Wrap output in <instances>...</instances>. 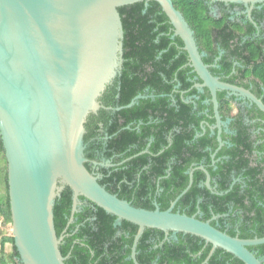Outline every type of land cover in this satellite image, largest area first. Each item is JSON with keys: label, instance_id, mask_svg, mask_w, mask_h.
<instances>
[{"label": "trees", "instance_id": "1", "mask_svg": "<svg viewBox=\"0 0 264 264\" xmlns=\"http://www.w3.org/2000/svg\"><path fill=\"white\" fill-rule=\"evenodd\" d=\"M173 2L187 19L201 49L213 51V43L220 41L229 51L243 53L244 50L232 41L239 36L236 26L227 20L226 15H214L209 0ZM217 4L220 6L225 2L218 1ZM119 12L124 29V62L121 73L108 87L102 101L107 106L120 107L139 94L146 97L130 108L101 109L99 115L92 113L86 123L88 133L84 140L88 141L99 128L97 123L94 127V118H100L107 139L97 147L104 151L106 158L120 155L115 161H121L141 154L121 165L102 167V178L98 181L111 193L135 206L154 210V202H157L161 210H167L189 185V170L204 164L212 179L216 180L212 185L216 183L217 190L223 194L201 185L206 180V173L196 169L191 188L178 201L174 211L188 215L200 211L198 217L205 221L219 215L212 224L232 236L264 237V131L256 136L260 140L256 143L242 112L236 114L225 93L218 92L219 112L223 120L235 117L230 127L235 133H222L223 139L229 138L231 145H224L213 159L212 154L218 149L219 142L217 130L212 134L209 127L215 122L213 104L204 103L210 93H200L194 88L182 95L181 91L192 85L185 74V69L190 67H183L188 61V53L181 51L184 42L175 35L169 17L155 0L124 5L119 7ZM249 51L257 54L253 57L255 59L263 49L254 47ZM175 77L183 85L176 93L172 92L174 87L170 82ZM171 93L177 98L176 105L171 101ZM256 94L264 101V92ZM192 95L196 97L188 101ZM249 112L252 113L250 117L264 118L260 109L252 108ZM203 121L209 124L204 125ZM94 149L89 157L94 156ZM2 162L5 170L1 167V172L4 171L8 189L7 161L0 135L1 165ZM85 166L90 171L89 164L85 163ZM233 175L242 181L234 182ZM84 200L88 202L87 206L79 207L74 215L75 221L71 223V188L64 186L55 201V226L58 236H64L60 249L66 257V264H134L131 254L138 226L127 220L119 224L115 215L81 196L80 201ZM227 214L229 216L225 217ZM0 217L4 224L12 223L8 192L0 194ZM226 219L231 227L217 225ZM238 221L239 230L233 225ZM165 237V232L160 229L146 228L137 246L138 262L202 264L212 249V244L196 235L179 232L177 240H165ZM0 244V264H23L13 234L3 235ZM7 244L12 245L10 253H6ZM249 248L258 249L259 257L264 254V244ZM207 264L245 263L232 253L217 248Z\"/></svg>", "mask_w": 264, "mask_h": 264}, {"label": "water", "instance_id": "2", "mask_svg": "<svg viewBox=\"0 0 264 264\" xmlns=\"http://www.w3.org/2000/svg\"><path fill=\"white\" fill-rule=\"evenodd\" d=\"M143 0H0V135L7 161L8 191L15 245L23 264H66L54 220V206L64 186L72 190L70 222L83 196L117 217L138 226L132 247L146 228L165 232V240L183 232L201 237L212 249L232 253L245 264H264L249 247L264 244V237L232 236L197 215L174 211L192 186L195 169L211 176L203 165L190 169L189 185L170 208L138 207L111 193L85 163L86 123L100 109L130 108L103 103L108 87L121 73L124 62V29L119 7ZM150 1V0H145ZM184 42L191 66L210 88L217 128L222 121L218 90L250 99L264 112V102L251 91L224 83L213 76L203 61L194 31L173 0H155ZM245 5L264 0H209ZM221 132V130H219ZM219 141L223 145L221 135ZM215 157V155H214Z\"/></svg>", "mask_w": 264, "mask_h": 264}, {"label": "flooded vegetation", "instance_id": "3", "mask_svg": "<svg viewBox=\"0 0 264 264\" xmlns=\"http://www.w3.org/2000/svg\"><path fill=\"white\" fill-rule=\"evenodd\" d=\"M209 7H210L211 12L214 15H216L218 17H223L224 15H226L227 20L231 21V24L236 26V28H237L236 32L239 34V36H236L232 41H233V43H237L244 50L242 54H236L235 52L229 51L220 41H215L213 43V45H212L213 51H210L209 49L206 50V48L201 49V47L198 45L200 52L203 53V61L208 66L210 72L213 74V76L218 78L219 81L247 89V90L251 91L252 93H254L256 96H257L256 93L264 92V79H263V77H264V67H263V65H264V4H255L252 6V5H245V4L225 3V4L219 6V4H217V2H212V3H209ZM248 41H251V42H248ZM232 47L236 48L235 45H232ZM254 47H257V49L259 47L263 49V52H261V54L255 59H253V57H255L257 54H255V52L249 51V49L254 48ZM180 49H181V51L185 50L184 46H181ZM183 67H186V68L190 67L189 69H185V74L187 76V79L189 80V82L192 85L189 89H183L181 91V87L183 85L180 82V79L175 77L173 80H170V82L173 84V87H174L172 92L176 93V92L181 91L182 95H185L190 90L196 88L198 90V92H200V93L209 92L210 98L207 97V99L204 100V103L207 105L213 104L210 88H208L206 86H199V87L197 86L198 84L201 85L203 83V81L198 76V73L195 71V69L191 66V61H190L189 55H188V61ZM162 75L165 76L164 74H162ZM218 92H224L225 93V97L227 99H229L231 101V103L233 104V106L235 108L234 112L236 114L239 113L240 111L242 112L244 122L247 125L251 126V131L254 135V138L257 140L256 143H258L260 140L257 139L256 136L261 131H264V126H263L264 118L261 116H258V115L250 117V115L252 113L249 112L252 108H255V110L259 109L256 106V104L253 103L247 97L240 95V94H232L228 90L220 89V90H218ZM174 93H171L170 96H171V101L173 102V105H176L177 104V98H176ZM195 97L196 96H193V95L190 96V98H188V101H192V99ZM217 97H218V94H217ZM257 97H259V96H257ZM259 98L262 100L261 97H259ZM107 111H110V110H107ZM213 111H214V104H213ZM205 112H207V111H205ZM94 114L99 115V112L94 113ZM210 117L212 118L213 116H210ZM221 118H222V116H221ZM214 119H215V122L211 123V124H209L208 121H203L204 125L206 123L209 124V127L212 131V134H214L215 130H217V134H218L217 140L219 142V147L212 154L213 159H215L214 155L216 156L217 152L224 145H226V144L231 145L229 138H226L225 140L223 139L222 133L223 132L224 133H231V134L235 133V131L230 128L232 121L235 120V117H231V118L228 117L225 120H223V118H222V121L224 123L221 125V129L217 128V121L215 118V114H214ZM94 122H95L94 127L96 126V123H97L99 128L95 129V133L93 134V136L88 141L85 142V145H86L85 156L88 159L86 163L89 164V169H90V172L92 174H94L98 178H102V171H101L102 167H112V166L121 165L122 163L128 161L129 159H132L134 156L141 154V153H138L134 156L125 158L121 161H115L116 158L120 157V155H113L110 158H106L104 155V151H102L100 148H98L97 145L101 141H105L107 139V133L104 130V124L100 120V118L99 119L94 118ZM258 123H260L261 126ZM204 125H203V129L205 130ZM219 130H221V132H219ZM86 133H88V130ZM219 135H221L223 145H221V143L219 141ZM92 147L95 148L94 149V156L89 157V154L93 150ZM201 165L205 166L204 164H201ZM193 167H196V166H193ZM205 168L207 169L206 166H205ZM200 170H202V169H200ZM202 171H204V170H202ZM193 178H194V173H193ZM233 179H234V182H238V181L241 182L242 181V179L240 177H236L235 175H233ZM212 181L216 182V180L212 179V177H211V182H210L211 186H213ZM206 182H207V174H206V180L204 181V183L202 182L201 185L207 186ZM7 183H8V178H7ZM213 187L217 190L216 183L214 184ZM7 192L9 195V191L6 187V194H7ZM180 199H181V197H180ZM9 202H10V199H9ZM87 203L88 202L86 200L81 201V204L78 205V211H79V207H80V209H82L84 206H87ZM177 203H176V205H177ZM154 204L156 206L158 205L157 202H154ZM176 205H175V207H176ZM10 209H11V207H10ZM199 213H201V212L198 211L194 215L198 216ZM228 216H229V214H227V216H225V217H228ZM218 217H219V215H214L209 220H211V223H212V221L217 220ZM70 219H71V217H70ZM73 221H75V218ZM69 223H71L70 220H69ZM217 225L218 226L224 225L225 228H229V227H231L232 224L230 223L229 219H226L223 221V223L217 222ZM233 225L239 230V226H240L239 221L235 222ZM172 235H173V233L171 232V234L169 235V236H171V238L166 239V240H171V239L177 240L176 238L172 237ZM207 244H205V246ZM157 246L158 245H156V247ZM215 251H214V253H215ZM252 251L255 252L256 254L259 252L258 249H254ZM199 254H201V252ZM136 255H137V252H136ZM260 257L262 259H264V254H262ZM131 258H132V254H131ZM158 258H159V256H158ZM136 259H137V257H136ZM206 259H205V261H206ZM205 261L202 264L208 263V262L205 263ZM134 264H135V261H134Z\"/></svg>", "mask_w": 264, "mask_h": 264}, {"label": "rangeland", "instance_id": "4", "mask_svg": "<svg viewBox=\"0 0 264 264\" xmlns=\"http://www.w3.org/2000/svg\"><path fill=\"white\" fill-rule=\"evenodd\" d=\"M117 78V77H116ZM1 167L5 170V164L2 162V165L0 163V194L5 195L6 194V184L4 180V171L1 172ZM13 234V225L12 223L4 224L2 218H0V242L3 235H12ZM12 251V245L7 244L6 245V253H10ZM0 256H1V245H0Z\"/></svg>", "mask_w": 264, "mask_h": 264}]
</instances>
